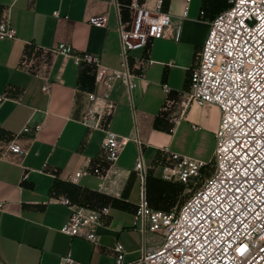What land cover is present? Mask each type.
<instances>
[{"label": "crops", "instance_id": "0c3cea01", "mask_svg": "<svg viewBox=\"0 0 264 264\" xmlns=\"http://www.w3.org/2000/svg\"><path fill=\"white\" fill-rule=\"evenodd\" d=\"M118 1L120 18L129 25L133 0ZM135 1L151 9L156 3ZM226 6V0H163L161 10L171 13L172 26L181 25L180 39L150 38L132 52L137 57L130 60L137 76L133 108L116 80L108 96L113 107L107 113L105 87L95 79V65H77L55 48L64 42L75 54L89 52L101 64L118 67L114 5L109 0H0V21L7 20L16 30L14 38L0 39V95L7 96L0 105V262L57 264L70 253L84 264H114L118 242L127 261L160 242L158 233L143 232L135 218L140 185L135 160L141 153L148 167L151 208L170 211L185 202V184L163 179L160 160L164 148L207 160L195 152L194 140L193 149L182 146L179 132L187 125L215 138L219 110L189 99L190 72L199 61L211 20ZM93 15H102L105 25L90 24ZM44 83L47 91L42 90ZM89 93L97 95L93 103ZM91 104L103 113L100 128L80 122ZM104 129L137 137L141 143L131 138L110 164L102 148ZM11 143L19 144L23 153L9 150ZM80 169L86 174L70 182L69 176ZM60 198L86 209L109 208L96 228V242L60 231L72 213Z\"/></svg>", "mask_w": 264, "mask_h": 264}, {"label": "built area", "instance_id": "2783aa9c", "mask_svg": "<svg viewBox=\"0 0 264 264\" xmlns=\"http://www.w3.org/2000/svg\"><path fill=\"white\" fill-rule=\"evenodd\" d=\"M109 1L118 15V67L101 64L89 52L75 54L72 46L64 42L55 48L77 65L83 62L95 65V79L105 87L102 98L107 113L113 107L108 96L116 80L123 84L133 108L132 91L137 85V76L130 68V60L137 57L132 52L145 47L150 38L170 36L178 41L181 35V25L173 27L171 13L161 10L163 0H156L153 9L135 0L130 2L133 17L129 25L120 18L122 4L118 0ZM226 2V8L211 20L199 61L190 72L189 99L198 105L214 104L220 113L213 173L178 209H153L146 195L148 167L139 153L134 165L140 182L135 218L143 232H156L161 240L129 261L124 258V245L116 243L114 264H264V0ZM53 14L58 16V11ZM88 22L96 27L105 25L102 15L89 16ZM15 34V28L7 20L0 21V39L14 38ZM163 88L168 89L166 85ZM42 90H48V83L42 85ZM88 98L93 103L97 95L89 93ZM6 99V94H1L0 105ZM102 114L91 104L80 122L100 128ZM131 138L141 143L137 137L104 129L102 148L110 164L117 161ZM9 150L23 153L17 143L9 144ZM163 151L160 164L161 177L165 180L188 185L207 165L203 160L168 148ZM84 174L86 171L80 169L68 179L77 183ZM58 201L72 212L60 231L96 242V228L109 208L91 210L67 198ZM57 264L84 263L67 253Z\"/></svg>", "mask_w": 264, "mask_h": 264}, {"label": "rangeland", "instance_id": "374dc122", "mask_svg": "<svg viewBox=\"0 0 264 264\" xmlns=\"http://www.w3.org/2000/svg\"><path fill=\"white\" fill-rule=\"evenodd\" d=\"M180 144L184 147H196L192 146L194 140L198 148L196 147L195 152L206 156L207 165L203 168L200 175L194 178L188 185H185L186 199L213 173L214 162H213V151L215 148L214 134L204 131L201 128L191 130L189 126L183 125L179 132ZM198 142V144H197ZM191 145V146H189ZM194 151V150H193Z\"/></svg>", "mask_w": 264, "mask_h": 264}, {"label": "trees", "instance_id": "16d2710c", "mask_svg": "<svg viewBox=\"0 0 264 264\" xmlns=\"http://www.w3.org/2000/svg\"><path fill=\"white\" fill-rule=\"evenodd\" d=\"M203 170V169H202ZM202 170H201V172H202Z\"/></svg>", "mask_w": 264, "mask_h": 264}]
</instances>
